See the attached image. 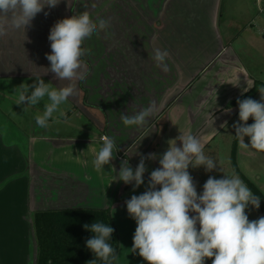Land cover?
I'll return each mask as SVG.
<instances>
[{
    "label": "crops",
    "instance_id": "1",
    "mask_svg": "<svg viewBox=\"0 0 264 264\" xmlns=\"http://www.w3.org/2000/svg\"><path fill=\"white\" fill-rule=\"evenodd\" d=\"M75 1L52 8L55 17L45 7L26 34L9 31L0 38V264H36L34 215L64 210L107 211L118 239L114 264H147L131 253L136 223L125 202L147 189L159 161H145L144 184L135 191L133 184L114 180L121 161L128 159L135 169L141 154L159 157L168 142L193 134L215 160L225 144V158L231 163L233 157L236 168L239 141L232 125L239 120L237 99H254L264 87L233 47L239 38L247 41L246 34L234 33L244 29L230 21L223 34L220 30L222 0H86L84 6L73 7ZM252 6L257 11L255 0ZM83 11L93 20H110V27L84 41L86 78L75 82L77 95L60 106L48 127L39 128L35 116L42 114L46 99L35 106L18 105L19 86L31 85L34 75L55 87L67 85L53 73L45 74L50 67L45 55L51 53L48 36L55 19ZM155 48L169 52V71L156 66ZM153 101L158 111L147 124H123L122 113L133 115ZM231 103V117L203 134L212 123L210 116L226 113ZM105 135L113 137L119 149L111 162L116 172L109 165L98 170L93 163ZM216 162L212 172L189 167L198 194L209 176L227 167V162ZM255 210L257 218L263 216ZM247 212L253 216L251 206Z\"/></svg>",
    "mask_w": 264,
    "mask_h": 264
},
{
    "label": "clouds",
    "instance_id": "2",
    "mask_svg": "<svg viewBox=\"0 0 264 264\" xmlns=\"http://www.w3.org/2000/svg\"><path fill=\"white\" fill-rule=\"evenodd\" d=\"M60 0H0V38L9 31L27 33L37 14L45 7L54 8ZM48 15L47 12L44 13ZM110 27V20H93L88 11L63 18L51 27L48 40L51 53L48 72L58 81H68L66 86L55 87L45 83L42 76L34 75L31 85L21 84L16 104L35 106L45 101L42 114L35 116L39 128L46 129L53 114L69 97L77 95L76 81H83L82 47L86 39L97 36ZM166 49L155 48L152 59L164 72L169 71ZM260 100L237 99L239 120L232 125L239 145L244 149L264 152V87L258 88ZM158 111L155 101L133 115L121 114L125 126L142 127ZM64 113L61 111L60 115ZM252 118V124L248 120ZM245 137L249 143H245ZM102 146L94 160L98 170L111 166L118 148L113 137H101ZM177 141L180 142L179 146ZM168 148L159 157L141 154L133 169L128 159L121 161L115 179L133 184V191L144 184L148 171L146 160L158 159L159 167L150 173L147 189L126 200L127 213L136 223L131 253L138 254L147 264H264V216L249 220L247 210L260 207V196L233 172L222 178L209 176L198 194L189 167H203L206 172L218 168L211 156L206 155L200 140L193 134L179 135L168 142ZM111 170L116 172L111 166ZM199 225V227H197ZM94 235L86 240V247L94 254L87 264H114L118 259L111 241L114 228L103 222L83 225Z\"/></svg>",
    "mask_w": 264,
    "mask_h": 264
},
{
    "label": "rangeland",
    "instance_id": "3",
    "mask_svg": "<svg viewBox=\"0 0 264 264\" xmlns=\"http://www.w3.org/2000/svg\"><path fill=\"white\" fill-rule=\"evenodd\" d=\"M63 2H67V0H60V3L58 5L61 8L63 7ZM76 3L77 5L82 4L84 6L86 0H76L75 2H73L72 6L75 7ZM46 8V11H48V7ZM50 9L51 10H49V15L53 14L52 8ZM53 17H55L54 14ZM39 18H42V15L39 16ZM230 21H234L235 23L239 24L240 31L243 29L245 31L234 32L233 30L235 35L246 34L247 38V41L245 43L244 37L239 38L233 45L234 49L239 52L238 55L243 59V64L246 67L248 73L264 83V17L259 15L255 10V7L252 6V0H222L220 20V30L222 34L224 33L225 25ZM52 22L54 23V20ZM55 22H57L56 19ZM46 23L48 25L50 24L48 23L47 19ZM202 77L203 76L200 75V87L203 84ZM197 84L198 83H196V85ZM254 99L259 101L260 95H257ZM231 105L232 103L227 108L228 111L226 113H218L215 116H210L212 123L209 125V127L203 129V134L213 131L217 127L218 123L224 122L225 119L228 120L231 117ZM233 112L234 114H236V110ZM249 142V138L245 137V143ZM225 151V144H223L222 148H219L215 153L216 161L223 164L227 162V167L221 168V172L219 171V175H215L214 177L219 179L222 178L224 174L231 175L233 171L236 173H238L239 171L248 180L249 183H251L253 186L264 193V152H257L253 149L241 148L238 143L236 154V168L238 170H236V168L234 167L235 159L231 157L232 159L230 163V159L225 158ZM255 219L258 218L256 217V210L253 208V216H251L249 220Z\"/></svg>",
    "mask_w": 264,
    "mask_h": 264
},
{
    "label": "trees",
    "instance_id": "4",
    "mask_svg": "<svg viewBox=\"0 0 264 264\" xmlns=\"http://www.w3.org/2000/svg\"><path fill=\"white\" fill-rule=\"evenodd\" d=\"M252 118L248 120V124ZM248 187L260 196L259 212L264 216V197L248 181ZM103 222L114 228L112 246L118 247L116 229L107 211L95 210H64L42 212L34 215V230L37 241L36 264H87L93 260L94 254L86 247V240L94 234L85 230L83 225ZM97 264H103L97 260Z\"/></svg>",
    "mask_w": 264,
    "mask_h": 264
},
{
    "label": "built area",
    "instance_id": "5",
    "mask_svg": "<svg viewBox=\"0 0 264 264\" xmlns=\"http://www.w3.org/2000/svg\"><path fill=\"white\" fill-rule=\"evenodd\" d=\"M258 5L257 13L264 17V0H255Z\"/></svg>",
    "mask_w": 264,
    "mask_h": 264
}]
</instances>
